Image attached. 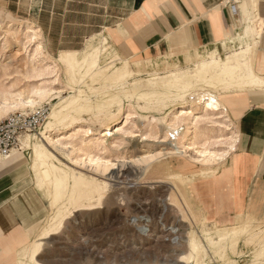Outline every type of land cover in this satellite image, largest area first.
Masks as SVG:
<instances>
[{"label": "rangeland", "instance_id": "rangeland-1", "mask_svg": "<svg viewBox=\"0 0 264 264\" xmlns=\"http://www.w3.org/2000/svg\"><path fill=\"white\" fill-rule=\"evenodd\" d=\"M63 7V3L56 2L52 4L51 0H0V86L24 94L28 88L39 85L61 89L60 95L62 98L51 97L38 105H45L49 108L48 119L42 132L47 129L45 127L46 123L49 120L53 121V117H50L52 110H59L61 115L66 116L62 121L54 123L52 127L56 131L52 137L62 138L61 140L66 145L55 147L49 145L47 147L54 155L49 157L51 164L59 168L60 174L67 178V188L71 189L74 185V176L94 177L98 180L104 177L93 168V164L82 163L79 161L80 159L94 156L109 160L116 163L115 168L108 171L110 175L115 176L114 179L109 181V187L114 188L115 191L119 190V193L124 194V192H127L130 194H127L128 196L122 198L121 202L117 201L109 208L107 214L113 217L112 221H103L105 208L104 210L101 209L100 212L90 211L91 215H88L89 212L86 211L75 212L70 219L66 220L61 231L52 236V240L43 239V250L35 258L43 261L44 264H143L142 261H150L152 255L155 256L152 254L155 246L160 245L159 255L156 258L157 262L162 261V253L167 255L170 254V250L178 252L187 249L184 240L181 242L180 247H171L167 239L147 237L136 232L137 230L131 219L142 215H153V223L155 224L153 226L155 228L158 226V217L161 214V220L166 225L172 223L175 219H181L183 222L177 224L180 225V232L183 236H186L187 233H193L200 241L206 243L204 233H213L218 225L207 220L197 208L191 189L198 179L213 175L223 161L215 166H202L189 158L188 155L192 150H187V153L184 154L182 149H178L173 155H167L168 151L177 145L172 132L168 133L163 142H160L162 138L153 139L152 141L140 136L144 133L151 116L157 118L154 121V129L158 132V136L163 135L165 128L164 115L168 112L170 103L165 105L159 99L160 94L155 95L152 92V94L148 93L150 96L146 94L149 97L146 95H141V97L136 94L133 95V92L130 93L132 95V97L130 95L131 99L129 95L125 99L126 95L123 96V93L125 92L124 89H127V84L120 86L121 84L105 80V75L95 73V66H89L83 57H86L94 49L98 50L99 55L96 67H109L106 70L102 68L104 74L111 73L125 61V59L117 58L118 56L113 54L106 38L101 34L87 38L83 42V45H81L83 50L76 53V59L80 60L68 72L70 74H66L65 72L70 67H66L59 60L61 52L56 53L50 50V39L55 40L57 34L60 33L59 20L54 19V26H51L50 11L51 9L61 10ZM28 24L34 28H39L38 40L43 46V52L48 55V58L44 59L42 64H48L54 70L53 73H55L50 74L51 76H43L40 79H25L22 77L32 63L28 58L29 53H31V45L27 44V40L23 35L25 32L24 27ZM235 39L228 40L229 42L223 44L227 46L223 49L221 47L220 53H216L224 58L229 53L238 51L243 45L237 35ZM24 43L27 44L26 50L22 48ZM53 45H55L54 41ZM206 57L207 55L204 54L200 58L204 59ZM253 59L252 57L251 62H253ZM34 62H40V59ZM127 62L132 68L140 70V72L133 73L134 77L128 78L129 81L134 78L146 79L152 74L163 76L175 67L181 68V70H189V67H192V65L167 64L159 66L158 64L152 65L149 61L127 60ZM250 66L252 67V63ZM215 81L210 89L214 91V94H217L221 101L226 93L238 90L236 87L230 86L231 90L222 89L223 92H220L219 90L223 85L220 82L216 87ZM201 84L206 85L203 82L199 83V85ZM119 89H122V94L121 91L118 92ZM77 95L79 97L75 104H70L66 108L62 107V100L65 97L68 99L77 97ZM139 97L143 100H139ZM145 97L147 98L145 99ZM147 101L151 102L148 103ZM128 105H130L131 110L129 111L132 115L125 122V109L129 107ZM78 106L82 107L77 111ZM118 107H121L120 112ZM34 108L13 111L6 116L15 112L27 113ZM202 114L198 112L196 115ZM110 115L115 120V123L111 125V133H114L117 128L125 129V133L122 131L110 136L103 146L104 149L101 145L91 149L81 148L79 140L81 132L78 128L90 127L93 133L97 132L101 127V123L107 121ZM73 117L79 118L81 124L72 125L70 121ZM228 117L234 130V122L229 113ZM228 135L227 132L223 130L219 132L215 128L209 132V140L203 141L212 143H209L211 145L209 147H212V149H214V146L218 147H215V149H219L221 146L213 144V142ZM186 139H184V145L192 141V138ZM43 142H46V140L42 138V133L37 137L26 136L22 140V149H27V159L25 160L29 170L28 179L43 197L47 205V216L31 230L30 241L26 247L18 252L16 264H35L33 260L28 258L29 248L34 240L49 228L50 220L54 217L55 208L51 204V197L54 191L53 181L55 178L50 175L49 181L38 165L34 164L33 149L35 145ZM11 153L21 154V150H15ZM151 155H153V159L141 162L142 159ZM3 158V156H0V160ZM106 177H108L107 173ZM181 178L183 180L180 181ZM76 182L79 184L78 180ZM163 206L166 209L161 212ZM244 221L245 224H243ZM243 222L240 224L245 225L247 229L239 234L237 242L230 239L222 240L223 247L221 249H213L208 246V255L204 257L202 264H264V217L256 218L248 215ZM250 238L252 240H249ZM223 242H225V245ZM188 261L187 264H194L191 259Z\"/></svg>", "mask_w": 264, "mask_h": 264}, {"label": "crops", "instance_id": "crops-1", "mask_svg": "<svg viewBox=\"0 0 264 264\" xmlns=\"http://www.w3.org/2000/svg\"><path fill=\"white\" fill-rule=\"evenodd\" d=\"M51 2L64 4L50 11L51 26L54 19L60 21L59 35L50 39L51 51L80 52L87 38L101 34L119 58L159 66H191L198 56L220 53L236 35L240 41L247 26L242 0ZM256 13L261 32L252 67L264 76V0H257ZM223 96L220 101L237 134L235 148L213 175L194 183L191 193L207 220L230 227L248 215L264 217V88ZM25 159L27 152L21 151L0 160V264L17 263L31 230L47 216L43 197L28 179Z\"/></svg>", "mask_w": 264, "mask_h": 264}, {"label": "bare ground", "instance_id": "bare-ground-1", "mask_svg": "<svg viewBox=\"0 0 264 264\" xmlns=\"http://www.w3.org/2000/svg\"><path fill=\"white\" fill-rule=\"evenodd\" d=\"M242 1L247 13V26L240 37V43L243 46L240 47L238 51L229 53L224 58H221L219 55L215 54V52H209L205 54L207 55V57L204 59H201L200 57L202 56H199L197 60L193 62L192 67H189V70H181V68L178 69L175 67V69H172L170 72L168 71L169 73H166V75L163 76L152 74L146 79L134 78L129 81L128 78L134 77L133 73L140 72V70L132 68L127 60L123 61V63L120 66L116 67L111 73L104 74L103 70H106L109 67L104 68L105 66H102V68H104L103 70L100 67H96L99 56L97 53V49H94L92 52L88 53L86 57L83 56L84 61H86L89 66H95V73L105 75V80L121 84L120 86L127 84V89L125 88V92L123 93V96L124 94L126 95L125 99L127 95H129V98L131 99L132 95L130 93L133 92V95L136 94L140 97L141 95L143 96L148 94L149 92H152L155 93V95L160 94L159 99L164 102L165 105L167 103H170V105H168L169 110L164 115L165 128L164 132L162 133L163 135L158 136V132L154 129V121L157 120L155 116H151V119L148 120L144 133L140 135L141 137L143 136L145 139H149L152 141L153 139L155 140L162 138L160 142H163V139L167 137L168 133L172 132L175 136L174 140L177 141V145L172 150H169L170 152L168 151L167 155H173L176 150L178 151V149H182V153L184 154L187 153V150H192V152L188 155L191 160L202 166H215L224 161L229 153L235 148L237 134L231 127V120L227 116L220 98H218L217 94H214V91H211L210 87H213V82L216 80V87L220 82L221 85H223V87L220 86V92H223L222 89H225L227 91L231 90L230 86L236 87V89H238L236 91L239 92L251 90L254 88H264V76H260L255 73L250 66L251 63H253L251 62L252 57L254 58L253 54L255 53L258 38L261 32V20L256 13L257 0ZM24 28L25 32L23 35L27 40V44L31 45V53H29L28 58L32 63L30 68L25 72L24 76L22 75V77H24L25 79H40L43 78V76L54 74L55 72L53 73L54 70L49 67L50 65L42 64V61L48 58V55L43 52V46L38 40L39 28H34L32 26H29V24ZM27 44H22V48L26 50ZM76 53V51H66L60 53L59 60L66 67H70V69L68 68L69 70L66 69V74L80 60L76 59ZM38 59H40V62L35 63L34 61ZM201 82L205 83L206 85H199V83ZM216 82H218V84H216ZM103 85L105 84L103 83ZM121 90L119 89L118 92H120ZM122 92L123 91H121V94ZM79 93L81 92L79 91ZM60 94L61 89L51 88L44 85L28 88L25 94L21 92L11 91L9 88L0 86V119L13 111L23 110L26 108H34L51 97L62 98ZM148 95L146 96L149 97L150 95ZM78 97L79 95H77V97L68 99L65 97V99L62 100V107L66 108L70 104H75V102L78 101ZM140 97L139 100L141 99ZM147 97H145V99ZM147 102L149 103L151 101ZM128 106L129 107L125 109V122L132 115L129 111L131 110L130 105ZM80 107L78 106V108H76L77 111L78 109H80ZM120 108L119 112L121 110ZM60 112L61 111L59 110H52V112L50 113V117H53V121L49 120L45 125L47 129L42 132V138H44L46 142L35 145L33 149L34 164L38 165L43 175H45V177L48 178L49 181L50 175H53L55 178L53 181L54 191L51 197V204L55 208L54 217H52L50 220L51 222L49 228H47V230H45L39 238L35 239L31 244L32 246H30L29 248L28 258L33 260V263L35 264H42L41 261L35 257L38 256V254H40V252H42L43 250V239L52 240V236L58 234L61 231L66 220L70 219V217L75 212L86 211L89 212L87 213L88 215H91L92 213H90V211L100 212L101 209L104 210L105 208L103 212V221H112L113 217L109 216L107 214V211L112 205L116 204L117 201L121 202L122 198L128 196L127 194H130L127 192H124V194H122L119 193V190L115 191L114 188L109 187V181H111V179H114L115 176H113L112 174L110 175L108 171L115 168L116 163L94 156H89L84 159H80L79 161L82 163L88 162L90 164H93V168L104 177L101 180H98L94 177L82 178L80 176H74V185L71 187V189L67 188V178L60 174L58 167H55L53 164H51L49 157H52L54 155L47 148L49 147V145H52L54 147L66 145L61 140L62 138L52 137V135L56 132L52 128L53 124L62 121L66 117L64 115H61ZM198 112L203 114L196 115ZM79 120V118L73 117L71 118L70 122L72 123V125H80L81 123ZM113 123H115V120L110 115V118H108L107 121L101 123V127L99 130H97V132L93 133V130L90 127L78 128V130H80L81 132L79 137L80 147L91 149L93 147L101 145L102 149H104L105 147L103 146L104 144H106L105 142L110 136H113L122 131L125 133V129L123 128H117L114 133H111L110 129ZM215 128L216 131L221 132L223 130L227 132V134H229L227 137H221V140L218 139L213 142V144L221 146L219 149H215L216 146H214V149H212V147H209L212 143L203 141L208 139L209 132L213 131ZM186 138H192V141H190L189 144L184 145L183 142ZM11 154L4 158L9 157ZM151 159H153V155L142 159L141 162H147ZM106 173L108 177H106ZM76 180L79 181V184L78 182H76ZM181 180H183V178H181L180 181ZM164 206L162 207L161 212L166 209ZM158 218V226L156 228L153 226V215L132 217L131 221L135 225V228L137 230L136 232H138L139 234H143L147 237L153 236L157 239L161 237L165 240L167 239L169 241V246L171 247H180L181 242L184 240L187 249L185 251L181 250L178 252L175 250H170V254L167 255L166 253H162V261L157 262L156 258L159 255L160 245L157 247L155 246L154 253H152L155 256L152 255V258L150 257V261H142L143 264H187V261L189 259H191V261H194V264H202L204 261V257L208 255L209 247H212L213 249H221L223 247V244L221 242L222 240L230 239L237 242V238H239L240 236L239 234L247 229V227L243 225L245 224V221L243 222V224L239 223L230 227L217 226L216 231H214L213 233H204V240H206L205 243L204 240V242L200 241L193 233H187L186 236H183L180 232V225L177 224L179 222H183L181 219H175L172 223H168L166 225L161 220L162 214ZM249 240L252 239L250 238ZM223 243L225 245V242ZM165 247H167V245H165Z\"/></svg>", "mask_w": 264, "mask_h": 264}, {"label": "built area", "instance_id": "built-area-1", "mask_svg": "<svg viewBox=\"0 0 264 264\" xmlns=\"http://www.w3.org/2000/svg\"><path fill=\"white\" fill-rule=\"evenodd\" d=\"M49 108L38 106L27 113H11L0 119V156L6 157L12 151L23 150L22 139L26 136H40L48 119Z\"/></svg>", "mask_w": 264, "mask_h": 264}]
</instances>
